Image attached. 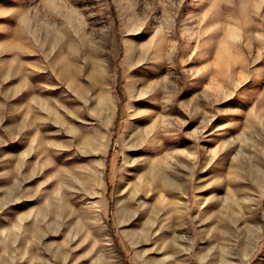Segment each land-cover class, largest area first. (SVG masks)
I'll use <instances>...</instances> for the list:
<instances>
[{
	"label": "rangeland",
	"instance_id": "374dc122",
	"mask_svg": "<svg viewBox=\"0 0 264 264\" xmlns=\"http://www.w3.org/2000/svg\"><path fill=\"white\" fill-rule=\"evenodd\" d=\"M263 176L264 0H0V264H264Z\"/></svg>",
	"mask_w": 264,
	"mask_h": 264
},
{
	"label": "bare ground",
	"instance_id": "6f19581e",
	"mask_svg": "<svg viewBox=\"0 0 264 264\" xmlns=\"http://www.w3.org/2000/svg\"><path fill=\"white\" fill-rule=\"evenodd\" d=\"M250 119V118H249ZM257 144V143H256ZM258 157V156H257ZM237 159V158H236ZM256 159V158H255ZM238 161V160H237ZM259 164V163H258ZM186 165V164H185ZM232 170V169H231ZM256 171V173H257V175H258V171L257 170H255ZM261 172V171H260ZM166 173V172H165ZM262 175V174H261ZM176 176V175H175ZM164 177V176H163ZM264 177V176H263ZM180 178H181V176H180ZM174 179V178H173ZM183 179V178H182ZM264 179V178H263ZM181 182V181H180ZM182 184V183H181ZM180 184V185H181ZM174 186V185H173ZM178 190V189H177ZM227 196V195H226ZM226 208V207H225ZM225 212V211H224ZM234 214V213H233ZM232 217V216H231ZM249 231V230H248ZM247 233H249V232H247ZM251 234V233H250ZM252 236V235H251ZM248 238H250L251 239V237H248ZM252 244V243H251ZM213 250V249H212ZM211 251V250H210ZM225 251H226V249H225Z\"/></svg>",
	"mask_w": 264,
	"mask_h": 264
},
{
	"label": "crops",
	"instance_id": "0c3cea01",
	"mask_svg": "<svg viewBox=\"0 0 264 264\" xmlns=\"http://www.w3.org/2000/svg\"><path fill=\"white\" fill-rule=\"evenodd\" d=\"M42 213V218H44V213L43 212H41Z\"/></svg>",
	"mask_w": 264,
	"mask_h": 264
}]
</instances>
